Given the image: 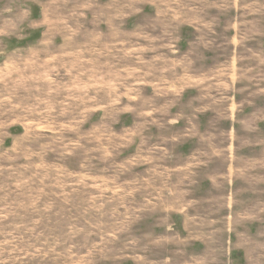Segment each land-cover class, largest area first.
Listing matches in <instances>:
<instances>
[{"label": "rangeland", "instance_id": "obj_1", "mask_svg": "<svg viewBox=\"0 0 264 264\" xmlns=\"http://www.w3.org/2000/svg\"><path fill=\"white\" fill-rule=\"evenodd\" d=\"M0 264H264V0H0Z\"/></svg>", "mask_w": 264, "mask_h": 264}]
</instances>
